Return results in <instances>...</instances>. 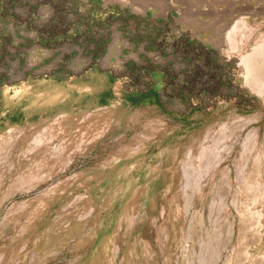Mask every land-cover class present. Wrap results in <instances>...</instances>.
Wrapping results in <instances>:
<instances>
[{
    "label": "rangeland",
    "instance_id": "rangeland-1",
    "mask_svg": "<svg viewBox=\"0 0 264 264\" xmlns=\"http://www.w3.org/2000/svg\"><path fill=\"white\" fill-rule=\"evenodd\" d=\"M22 226L21 264H264V0H0V245Z\"/></svg>",
    "mask_w": 264,
    "mask_h": 264
},
{
    "label": "bare ground",
    "instance_id": "bare-ground-1",
    "mask_svg": "<svg viewBox=\"0 0 264 264\" xmlns=\"http://www.w3.org/2000/svg\"><path fill=\"white\" fill-rule=\"evenodd\" d=\"M224 1V0H223ZM230 1V0H229ZM233 2V1H232ZM231 5V4H230ZM241 5V4H240ZM243 5V4H242ZM216 8V7H215ZM219 8V7H218ZM232 10L234 9V8H231ZM236 9H238V8H236ZM240 9H241V7H240ZM239 9V10H240ZM243 9V8H242ZM238 10V11H239ZM219 11V10H218ZM232 13H235V9H234V11L232 12ZM239 13V12H238ZM223 25V24H222ZM260 53V52H259ZM21 82H26V80L25 81H21ZM21 84V83H20ZM23 85V84H22ZM261 88V87H260ZM10 137V136H9ZM219 137V136H218ZM217 144V143H216ZM18 150V149H17ZM12 153V152H11ZM204 156V155H203ZM24 157V156H23ZM6 165V164H5ZM11 167V166H10ZM2 179V178H1ZM27 191V190H26ZM129 209V208H128ZM17 210V209H16ZM90 212H91V210H90ZM88 213V212H87ZM87 213H86V216H87ZM127 213V212H126ZM67 223V222H66ZM65 225V224H64ZM13 226V225H12ZM81 228V227H80ZM12 230V229H11ZM28 229L27 228H25V227H19V229H14V231L12 232V234L10 235V236H8L6 239H4V242L0 245V264H21L22 263V261H24V260H21L19 263H18V261L17 260H15V258H13L14 256H13V254H11L10 253V250L8 249L9 248V246L12 244V242L14 241V240H16L15 238H17V236L18 235H20V234H23V233H25L26 231H27ZM60 232H63V234H66V236H73V235H75V234H77V232H78V229L77 228H75V227H73V224H71L70 223V225L69 226H67V227H65V228H62V229H57V230H54V229H52V228H45L44 229V231H42L41 233H40V246H47V247H51L52 245H53V243L57 240V238L60 236ZM169 232V231H168ZM10 233V232H9ZM2 235V234H1ZM6 236H7V234H6ZM4 238H5V236H4ZM3 240V239H2ZM27 241V240H26ZM105 243V242H104ZM168 245V244H167ZM38 246V245H37ZM102 246H103V244H102ZM148 245H146L145 246V248L147 247ZM162 246V245H161ZM115 247V246H114ZM116 248V247H115ZM166 248V247H165ZM42 249V248H41ZM100 249H102V247L100 248ZM127 249H128V247H127ZM126 249V250H127ZM130 249V248H129ZM39 250H40V247H39ZM148 251H149V246H148V249H147ZM116 251V250H115ZM114 251V252H115ZM98 252H100V251H98ZM129 252V250L127 251V253ZM56 253V252H55ZM100 253H102V252H100ZM125 253H126V251H125ZM8 254H10V255H12V256H9ZM54 254V253H53ZM52 255V254H51ZM131 255V254H130ZM122 256H123V252H122ZM128 256V255H127ZM129 257V256H128ZM18 258V257H17ZM96 258V257H95ZM113 258V257H112ZM123 258H124V256H123ZM127 259H129V258H127L126 257V255H125V261H124V263L123 264H125L126 263V261H128L129 262V260H127ZM110 260V259H109ZM122 260V259H121ZM124 260V259H123ZM122 260V261H123ZM130 261H131V259H130ZM96 262H97V260H96ZM111 263V262H110ZM130 263V262H129ZM129 263H126V264H129ZM109 264V263H108ZM120 264H121V262H120ZM174 264V263H173Z\"/></svg>",
    "mask_w": 264,
    "mask_h": 264
}]
</instances>
